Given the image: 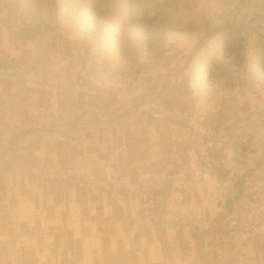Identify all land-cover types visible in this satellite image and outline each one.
I'll return each mask as SVG.
<instances>
[{"label": "rangeland", "instance_id": "374dc122", "mask_svg": "<svg viewBox=\"0 0 264 264\" xmlns=\"http://www.w3.org/2000/svg\"><path fill=\"white\" fill-rule=\"evenodd\" d=\"M244 1L249 0H241L242 8ZM233 4L7 0L2 11L17 27L9 33L16 34L18 51L0 58V218L6 219H0V232L13 233L10 242L29 237L36 248L23 256L32 257L26 264L38 263L48 252L63 259L57 235L46 231L58 216L70 217V209L59 208L72 202L91 217L113 211L115 218L122 208L128 226L121 227L126 217L118 216L109 231H122L121 239L132 247L155 243L148 240L155 232L145 229L148 222L175 234L171 246L190 264H234L216 260L209 249L228 243L241 248L264 238V200L215 206L208 199V219L194 213L197 207L190 214L180 204L187 192L181 182L191 177L196 184L206 182L185 171L188 156L201 166L204 149L211 172L216 165L223 172L231 166L224 149L238 148L255 135L247 126L253 111L233 108L232 98H244L255 85L264 88V27L255 25L263 15L237 17ZM221 7L231 10L227 14ZM216 101L223 106L220 112L236 116L232 124L218 125L213 110L201 111L209 114L205 117L192 109ZM190 116L195 125L186 123ZM178 119L184 129L174 124ZM51 189L56 196L45 205ZM21 197L30 201L28 213L42 229L29 226L26 215L18 220L14 199ZM174 215L176 220H169ZM164 216L168 220H160ZM85 254L82 264L91 260ZM0 262L9 260L0 254Z\"/></svg>", "mask_w": 264, "mask_h": 264}, {"label": "crops", "instance_id": "0c3cea01", "mask_svg": "<svg viewBox=\"0 0 264 264\" xmlns=\"http://www.w3.org/2000/svg\"><path fill=\"white\" fill-rule=\"evenodd\" d=\"M6 2L7 0L5 3ZM5 3L3 6H5ZM242 5H244L243 8L241 7V0H234V4L231 7L232 12L235 13V11H238L239 13H237V17H239L240 13L262 14L263 16L261 18L259 17L260 19L258 21H255V25L264 27V0L244 1ZM3 6L0 8V58L3 55H9L10 51L12 52H10L11 54H14V51L17 50V46L14 45L16 41V34H13L12 32L9 33V30H15L17 27L15 24H12L14 21H12L13 19L8 16L7 11H2L4 9ZM231 9L223 7L222 11L228 14ZM223 22L224 20H222V23ZM232 28L234 29L235 26H232ZM0 83L4 84L2 81H0ZM217 91L222 92V87H218ZM218 103L219 102L216 101V104L213 105L212 103L201 102L199 104L193 105L194 108L192 109L199 112L213 110V112H215L214 118L216 119V123L218 125H226L230 122L232 124L235 121L234 117L236 116L233 115L228 117L220 112L219 110H221L223 106L221 107V104ZM232 103L235 104L233 105V108H245L248 111H253V113L249 115L250 118L247 121V126L252 129L250 130L249 128L248 131H251L255 134L254 138L252 139L249 137L247 140L243 141V143L237 141L242 145H240L238 148L235 146L231 150L230 148L224 149V153H230V163L228 164H231V166L227 167L228 169L226 167H222L224 169L223 172H220V167L218 168L219 165H216L217 162H214L217 166L216 170L214 169L215 172H211L212 168L209 166L208 161L211 160V158L208 157L209 155H206L204 149H202V158L205 160L200 161L202 164L201 166H198L197 158L195 156L193 158L188 156V161L184 164L186 166L184 168L185 171L198 174L200 177H204L206 180L205 183L196 184L197 182L193 177H191L192 181L190 179L189 181H183L180 183V186L183 187L184 192L187 191L183 194L184 197L180 200V204H182V206L185 208L184 210L188 211L190 214L193 213L191 208L197 207V209L194 210V213H200L203 217L209 215L211 212L210 203H214L215 206L221 204H226V206H229L240 199L253 201L264 200V88L255 85L252 89L249 88L247 95L244 98H241L236 94V96L232 98ZM203 114L205 117H208L209 115L208 113ZM190 120L191 121H186V123L189 124L190 122L191 125H195V119L190 116ZM178 121L179 122L175 121L174 124L180 125L181 129H184L186 124H183V121H180L179 119ZM179 139L180 138H177L175 141ZM96 153L98 152L96 151ZM125 155L127 154L120 155V157H125ZM210 155L216 158L219 157H217V154L212 152H210ZM110 157H112V153ZM185 158H187V156H185ZM173 186L175 188L176 183L173 184ZM190 189L191 192L188 193ZM170 196L173 197L172 194ZM208 199L211 200V202ZM200 205H202L201 207H203V211L201 207L199 208ZM168 216L169 215H167V217ZM218 216L220 217V215ZM167 217L164 216V218H159L160 220L164 221L168 220L166 219ZM204 219H208V217H204ZM169 220L175 221L176 217ZM150 228L158 233L166 232L162 229H154L153 226L151 227L150 222L145 223V229L149 230ZM166 230L170 231V229ZM166 233L171 234L170 237H176V235L171 232ZM210 250L215 254L216 260H222L224 258L225 260L230 259L234 262V264H264V238L261 235L257 239H254L250 244L241 248L234 244L228 243L227 245L221 244L212 246L209 251ZM0 254L1 257H5L3 253ZM6 263L0 262V264Z\"/></svg>", "mask_w": 264, "mask_h": 264}, {"label": "bare ground", "instance_id": "6f19581e", "mask_svg": "<svg viewBox=\"0 0 264 264\" xmlns=\"http://www.w3.org/2000/svg\"><path fill=\"white\" fill-rule=\"evenodd\" d=\"M66 194L61 192L60 196L64 197ZM40 195L45 196L43 191H40ZM55 196L56 192L51 189L45 196L44 204L46 202H53ZM66 197L71 199L68 194ZM14 200L18 203L16 206L17 208L14 210L17 214L16 216H18V220L24 219L26 215L29 226L34 225V229H42V225L40 223H35L33 220L34 216L28 213L30 209L32 210V205H29L31 204L29 203L30 201L25 202L22 200V197L21 199L15 198ZM36 204H38L41 209L42 203L37 202ZM75 204V202H72L66 205L65 209H63L64 206L62 204L59 209H70L72 211L70 217H65V221H61L58 216L56 221L50 223L51 226L46 231L49 236L53 237L57 235L55 246L58 253L63 254V259L54 258V256H52V253L54 252H51V254L48 252V254L38 260V263L35 262L36 264H67L68 260L71 264H82V256L86 255L85 253H87V255L91 254V260H89L90 263L84 264H181V260H183L182 263L184 264H190V260H187L186 256V260L183 258V255H185L184 253L172 248L171 245L177 243V238L170 237L169 233L151 232L150 236L148 235L149 237H144H148V240H151V242L156 240L154 244L149 243L148 245L141 247H132L127 242H124V238L121 239V236H124L122 231H109L113 226V222L117 221L118 216L122 217V219L126 217L122 208L118 209V213L114 214L115 218H111V213L113 211H111V213H97L94 217H91L92 215L87 211L86 214L83 215L79 207L75 206ZM44 213L45 212H43V215ZM4 218L5 217L3 216V218L0 219L6 220ZM128 221L127 217L126 219L124 218V223L121 224V227H127ZM113 235L117 236L113 237V239L117 238L120 240L118 244L112 240ZM13 238V233L10 236L8 235V232H0V253H3L9 260V264L30 263L32 257L24 259L23 256L35 251L36 246L30 244L32 242L31 240H28L29 237L10 242ZM51 243L53 245V240H51ZM16 247H18L17 249L19 250L17 253L18 255L15 254ZM73 250L78 252L75 254ZM104 254L109 258L104 256ZM113 255L117 258H111ZM17 256H19L20 260L17 259ZM205 264H207V262Z\"/></svg>", "mask_w": 264, "mask_h": 264}]
</instances>
